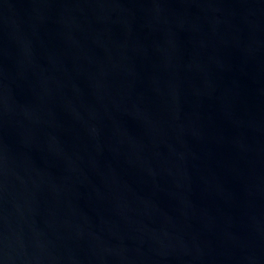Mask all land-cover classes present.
Returning <instances> with one entry per match:
<instances>
[{
	"label": "water",
	"instance_id": "95a60500",
	"mask_svg": "<svg viewBox=\"0 0 264 264\" xmlns=\"http://www.w3.org/2000/svg\"><path fill=\"white\" fill-rule=\"evenodd\" d=\"M0 264H264V0H0Z\"/></svg>",
	"mask_w": 264,
	"mask_h": 264
}]
</instances>
